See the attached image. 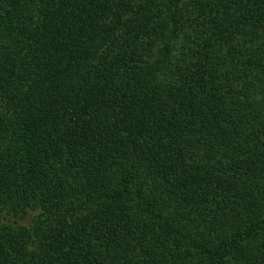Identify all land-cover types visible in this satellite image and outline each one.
Instances as JSON below:
<instances>
[{
    "label": "trees",
    "instance_id": "obj_1",
    "mask_svg": "<svg viewBox=\"0 0 264 264\" xmlns=\"http://www.w3.org/2000/svg\"><path fill=\"white\" fill-rule=\"evenodd\" d=\"M0 264H264V0H0Z\"/></svg>",
    "mask_w": 264,
    "mask_h": 264
}]
</instances>
